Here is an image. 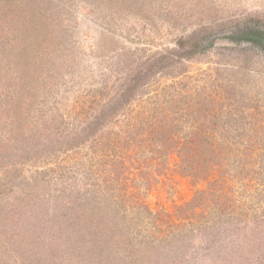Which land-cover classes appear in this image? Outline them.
<instances>
[{
    "label": "rangeland",
    "instance_id": "rangeland-1",
    "mask_svg": "<svg viewBox=\"0 0 264 264\" xmlns=\"http://www.w3.org/2000/svg\"><path fill=\"white\" fill-rule=\"evenodd\" d=\"M0 264H264V0H0Z\"/></svg>",
    "mask_w": 264,
    "mask_h": 264
},
{
    "label": "trees",
    "instance_id": "trees-1",
    "mask_svg": "<svg viewBox=\"0 0 264 264\" xmlns=\"http://www.w3.org/2000/svg\"><path fill=\"white\" fill-rule=\"evenodd\" d=\"M119 99L117 100H110L106 105H104L102 108L99 109V112L93 113V116L88 121L86 126L83 128V133L78 137V139L75 141L74 144H77L80 142V140L84 139L87 140L90 135L95 134L99 129L103 128V126L111 120L113 117V114L115 112V104L118 103ZM75 132V131H74ZM60 135H66L62 132ZM80 135V134H77ZM79 141V142H78Z\"/></svg>",
    "mask_w": 264,
    "mask_h": 264
}]
</instances>
